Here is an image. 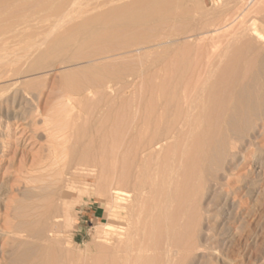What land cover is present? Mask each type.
<instances>
[{
    "label": "rangeland",
    "instance_id": "obj_1",
    "mask_svg": "<svg viewBox=\"0 0 264 264\" xmlns=\"http://www.w3.org/2000/svg\"><path fill=\"white\" fill-rule=\"evenodd\" d=\"M102 1L0 0V132L10 125L0 149V214L11 201L23 213L17 220L36 226L2 264L14 257L17 264H264V37L251 31L256 24L264 35V0H150L151 11L162 6L153 14L148 0ZM111 8L129 19L146 8L151 17L132 22L137 29L103 25ZM10 69L16 75L5 77ZM99 74L113 82L112 93L72 94L82 100L75 103L67 96L63 115L59 97L69 81L86 76L79 83L91 84L86 78ZM23 84L27 98L15 92ZM36 102L59 113L52 128L65 140L51 154L39 117L31 121ZM144 141L158 151L141 153ZM53 152L66 157L54 161ZM11 219L1 217L0 226Z\"/></svg>",
    "mask_w": 264,
    "mask_h": 264
},
{
    "label": "bare ground",
    "instance_id": "obj_2",
    "mask_svg": "<svg viewBox=\"0 0 264 264\" xmlns=\"http://www.w3.org/2000/svg\"><path fill=\"white\" fill-rule=\"evenodd\" d=\"M100 1H101V0H99V5L101 4ZM103 1H104V0H103ZM103 1H102V2H103ZM112 1H113V0H112ZM125 1H126V0H125ZM127 1H128V0H127ZM127 1H126V2H127ZM131 1H132V0H131ZM133 1L135 2V0H133ZM142 1H143V0H142ZM146 1H147V0H146ZM154 1H155V0H154ZM157 1H158V0H157ZM157 1H155V2H157ZM159 1H160V4H161V3H162L161 0H159ZM164 1H165V0H164ZM104 2H105V1H104ZM106 2H108V1H106ZM129 2H130V1H129ZM129 2H128V4H129ZM134 2H133V3H134ZM136 2H137V1H136ZM138 2H139V1H138ZM165 2H166V1H165ZM97 3H98V2H97ZM124 3H125V2H124ZM139 3H140V2H139ZM142 3H143V2H142ZM144 3H145V2H144ZM157 3H158V2H157ZM1 4H3V3H1ZM103 4H104V3H103ZM103 4H101V5H103ZM128 4H127V5H128ZM131 4H132V3H131ZM152 4H153V1L148 0L147 6H148V8L150 9V11H151V9H152L151 7L153 6ZM155 4H156V3H155ZM118 5H119L118 3H117V5L114 4V6H118ZM123 5H124V4H123ZM123 5H122V7H123ZM125 5H126V3H125ZM125 5H124V6H125ZM129 5H130V4H129ZM134 5H135V4H132V6H134ZM136 5H137V7H138L139 4H136ZM141 5H142V4H141ZM151 5H152V6H151ZM150 6H151V7H150ZM158 6H159L158 4L155 5V6L153 7V10H152V11L157 12V10H156V9L154 10V8L157 7V8L159 9V7H160V8L162 7V6H159V7H158ZM263 6H264V5H263ZM110 7H111V6H110ZM118 7H119V6H118ZM127 7H128V6H127ZM142 7H146V3H145L144 6H142ZM113 8H114V7H113ZM113 8H111V10H112ZM115 8H116V7H115ZM128 8H129V7H128ZM128 8H127V9H128ZM131 8H132V7H131ZM131 8H130V10L134 9L135 6H134V8H132V9H131ZM7 9H9V8H7ZM14 9H15V8H14ZM123 9H124V8H123ZM139 9H140V8H139ZM139 9H138V10H139ZM149 9H146V8L144 9V8H143V9H141V10H143V11L140 10L141 13H139L140 11L135 10V11H138L137 13H139L140 15H139V16H138V15H135V16H137V18L134 17V15H133V18H134V19H132L130 16H129V17H130L131 19H129V18L127 17V16H128L127 13H125L124 10H123V12H119V13L116 12L117 9H116L114 12H113L114 9H113L112 11H110L111 13H109V15H106V16L104 15V17H103L104 19H103L101 16H99V18H100V19H101V18L103 19V21H104V23H102L103 25H105V23H106V24H107V23H111V24H113V22H114V23H117V22H118V23H121V22H122V23H124V24H125V23H126V24H131L132 22L134 23V21H137V23H138V18L140 19V21L144 22L145 20L147 21V19H149V18L151 17V16H149V15L152 13V11H151V13H150V11H146V12H148V13H146V12L144 11V10H149ZM261 9H263V8H261ZM109 10H110V9H109ZM109 10H108V12H109ZM121 10H122L121 8H120V10L118 9V11H121ZM130 10H129V11H130ZM159 10H160V9H159ZM159 10H158V11H159ZM9 11H10L9 13L11 14V13H12L11 9H10ZM125 11H126V10H125ZM127 11H128V10H127ZM160 11H162V10H160ZM160 11H159V12H160ZM263 11H264V9H263ZM101 12H102V11H101ZM103 12H104V11H103ZM108 12H107V13H108ZM144 12H145V13H144ZM154 12H153V13H154ZM159 12H158V13H159ZM14 13H15V12H14ZM104 13H106V12H104ZM104 13H102V14H104ZM129 13L132 14V11H130ZM134 13H135V12H134ZM153 13H152V14H153ZM158 13H156V14H158ZM99 14H100V13H99ZM130 14H129V15H130ZM156 14H155V15H156ZM257 14H258V13H257ZM11 15H13V13H12ZM96 15H97V14H95V16H96ZM100 15H101V14H100ZM155 15H153V16L155 17ZM246 15H247V14H246ZM248 15H250V14H248ZM253 15H254V13H253ZM92 16H93V15H92ZM92 16H91L90 22H91L92 20H94L93 24L95 23V21H96V22L100 21V19H98L97 16H96V18L98 19V21H97L96 18H94V17H92ZM131 16H132V15H131ZM154 17H153V18H154ZM157 17H158V16H157ZM256 17H257V15H256ZM92 18H94V19H92ZM127 18H128L129 20H128ZM159 18H160V16H159ZM159 18H158V19H159ZM240 18H244V17L241 16ZM102 19H101V20H102ZM151 19H152V18H151ZM156 19H157V18H156ZM152 20H153V19H152ZM160 20H161V19H160ZM242 20H243V19H242ZM244 20H245V19H244ZM244 20H243V21H244ZM246 20H247V19H246ZM246 20H245V21H246ZM249 20H250V19H249ZM103 21H101V22H103ZM240 21H241V19H240ZM247 21H248V20H247ZM247 21H246V22H247ZM79 22H80V21H79ZM84 22H86V21H84ZM154 22H155V20H154ZM154 22H151V23H154ZM213 22H215V21L213 20L212 23H213ZM76 23H78V22H76ZM99 23H100V22H99ZM118 23H117V24H118ZM122 23H121V24H122ZM133 23H132V25H131L132 27L135 26V25L137 24V23H136L135 25H133ZM139 23H141V22H139ZM139 23H138V24H139ZM240 23H241V22H240ZM74 24H75V23H74ZM74 24H73V25H74ZM83 24H84V23H83ZM87 24H88V23H87ZM93 24H92V25H93ZM117 24H116V25H117ZM147 24H148V21H147ZM238 24H239V23H238ZM244 24H246V23H244ZM244 24H243V25H244ZM247 24H250V23L248 22ZM247 24H246V25H247ZM21 25H22V24H21ZM21 25H18V26L20 27ZM73 25L71 24V26H73ZM103 25H102V26H103ZM107 25H108V24H107ZM142 25H143V24H141V26H142ZM144 25H145V22H144ZM149 25H150V24H149ZM212 25H213V24H212ZM246 25H245V27H246ZM255 25H256V24H254V26H255ZM85 26H86V25H85ZM89 26H90V24H89ZM102 26H101V27H102ZM114 26H115V25H114ZM122 26H123V25H122ZM124 26H125V25H124ZM126 26H128V25H126ZM141 26H139V28H140ZM240 26H241V25H240ZM248 26H249V25H248ZM248 26H247V27H248ZM254 26H252V30H251V31H252V34L255 35V37H257V38H262V37H264V35L259 31L260 29L258 30V29H256V28H254ZM24 27H25V26H24ZM26 27H27V26H26ZM68 27L71 28L70 26H68ZM75 27H76V24H75L74 28H75ZM87 27H88V26H87ZM87 27H86V28H87ZM104 27H106V26H104ZM108 27H109V26H108ZM111 27H113V26H111ZM111 27H109V28H111ZM135 27H136V29H137V26H135ZM142 27H143V26H142ZM21 28H22V26H21ZM21 28H20V29H21ZM74 28H72V30H73ZM88 28H89V27H88ZM88 28H87V29H88ZM106 28H107V27H106ZM106 28H105V29H106ZM117 28H118V27H117ZM126 28H128V27H126ZM241 28H242V27H241ZM249 28H250V27H249ZM259 28H260V27H259ZM6 29H8V28H6ZM20 29H19V30H20ZM22 29H23V28H22ZM22 29H21V30H22ZM27 29H28V28H27ZM66 29H67V28H66ZM83 29H84V28H83ZM103 29H104V28H103ZM113 29H114V28H113ZM242 29H244V28H242ZM242 29H241V30H242ZM19 30H18V31H19ZM21 30H20V31H21ZM69 30H70V29H68V31H69ZM128 30L130 31V29H128ZM132 30H133V29H132ZM132 30H131V31H132ZM139 30H140V29H139ZM139 30H136V31H139ZM143 30H144V29L142 28V32H143ZM244 30H245V29H244ZM247 30H248V29H247ZM0 31H1V28H0ZM4 31H5V30H4ZM4 31H1V32H4ZM23 31H24V30H23ZM66 31H67V30H66ZM93 31H94V30H93ZM93 31H91V33H92ZM101 31H102V30H101ZM129 31H128V32H129ZM131 31H130V32H131ZM1 32H0V33H1ZM70 32H71V30H70ZM73 32H74V30H73ZM244 32H245V31H244ZM18 33H19V32H18ZM22 33H23V32H22ZM94 33H95V32H94ZM104 33H105V32L103 31V35H104ZM107 33L109 34V32H107ZM112 33H113V32H112ZM132 33H133V32H132ZM132 33L129 34V35H134V34H132ZM135 33H136V32H135ZM246 33H247V32H246ZM28 34H29V33H28ZM30 34H31V33H30ZM137 34H138V33H137ZM141 34H142V33H141ZM143 34L145 35V33H143ZM143 34H142V36H143ZM247 34H248V33H247ZM19 35H20V33H19ZM23 35H24V33H23ZM94 35H95V36H94ZM94 35H93V36H94V39L97 40L96 37L98 38L99 35H98V34H94ZM100 35H101V32H100ZM105 35H107V34H105ZM110 35H111V34H110ZM139 35H140V33L138 34V36H139ZM248 35H251V34H248ZM21 36H22V35H21ZM21 36H20V37H21ZM31 36H34V34H33V35L31 34ZM111 36H112V38H114L113 35H111ZM114 36L116 37V32H115ZM142 36H141V37H142ZM107 37H108V36H107ZM107 37H106V38H107ZM253 37H254V36H253ZM255 37H254V38H255ZM99 38H105V37H99ZM99 38H98V40H100ZM106 38H105V39H106ZM108 38H109V37H108ZM257 38H256V39H257ZM19 39H20V38H19ZM22 39H23V38H22ZM22 39H21V40H22ZM25 39H26V38H25ZM25 39H23V40H25ZM27 39H28V38H27ZM105 39H104V40H105ZM30 40H31V38H30ZM143 40H144V38H143ZM145 40H146V39H145ZM102 41H103V40H102ZM103 42H104V41H103ZM148 42H149V41H148ZM4 43H5V42H4ZM4 43H2V44H4ZM119 43H120V42H118V46L120 47V44H119ZM102 44H103V43H102ZM5 46H6V45H5ZM23 46H24V45H23ZM122 46H123V44H122ZM113 47H114V46H113ZM113 47H112V50H111V51H114L115 48L113 49ZM116 47H117V45H116ZM8 48H10V47L8 46ZM108 48H109V47H108ZM123 48H124V46H123ZM5 49H6V48H5ZM11 49H12V48H11ZM18 49H20V48H18ZM18 49H16V50H18ZM117 49H119V48H117ZM12 50L14 51V48H13ZM13 51H12V52H13ZM105 51H106V50H105ZM10 52H11V51H10ZM15 71H16V70L13 71L12 69H10V70L7 72V74L5 75V77H6V76L9 77V76H10V75H9L10 72L12 73V75H16V72H15ZM80 75H82V74H79V76H80ZM66 76H67V78H68V76H72V75H66ZM66 76H65V77H66ZM84 76H85V75H84ZM72 77H73V76H72ZM74 77H77V75L74 76ZM74 77H73V79H74ZM85 77H86V76H85ZM85 77L83 78V76H82V77H80V78L85 79ZM92 77H93V76H92ZM77 78H78V77H77ZM77 78H76V79H77ZM78 79H79V78H78ZM83 79H81V80L84 82ZM86 79H87V80H88V79H89V80H92V83L90 82L92 85L89 84V82L87 83L86 80H85V83H86V84L84 83L85 85H81V84L79 83L81 80H79V81L77 80L79 84H78L76 81H75V83H73L74 81L72 80L73 82L69 81L70 83H69V82H68V83H69L70 85H73V86H70V87H69V85H68L67 87H65V85L67 84V83H66L67 81H65L66 84H64L63 86H64L65 88H67V89H65L64 92H61V94H62V93H63V94H62V96L60 95V97H59V98H60V99H59V105H61V106L63 107V115H65V114L67 113V111H68L67 105L65 104V103H66L65 101L67 100V96H69V97H70V100L73 102L74 100H76V101L79 100V99L81 100V98L79 97V98H76V99H75V98L72 96V94H74V95L77 94L76 96H78L79 93L81 94V92H85V91H86L87 93H91V94H92V93H95V94L98 93V94H102V95H103V94H107V91H111L110 93H112L113 85H112L111 83H113V82H110V80H108V79H107L108 81H105V79H104V77H103L102 75L99 74V75H95L93 78H90V77H89V78H86ZM68 80H69V79H68ZM70 80H71V79H70ZM82 81H81V82H82ZM111 81H112V80H111ZM109 82H110V83H109ZM71 83H72V84H71ZM74 84H75V85H74ZM82 84H83V83H82ZM208 84H210V83H208ZM86 85H87V86H86ZM60 86H61V84H60ZM61 87H62V86H61ZM210 87H211V86H210ZM210 87H208V88H210ZM62 88H63V87H62ZM60 89H61V88H60ZM91 89H92L93 91H92ZM17 90L19 91V96L22 95V96L25 97V96H29V95H31V92H30L28 86H26V84H23V86H22L21 88H17L16 91H15L16 93H18ZM62 90H63V89H62ZM62 90H61V91H62ZM201 90L203 91V89H201ZM201 90L198 91V92H200V93H199L200 95H201V92H202ZM209 90H210V89H209ZM86 92H85V93H86ZM198 92H196V93H198ZM207 92H208V91H206V93H207ZM209 92H210V91H209ZM110 93H109L108 95H106V97L109 96ZM206 93H205V94H206ZM207 94H209V93H207ZM17 95H18V94H17ZM85 95H86V94H85ZM87 95L91 96L90 94H87ZM96 95H97V94H96ZM96 95H93V96L96 97ZM1 96H2V94H1ZM1 96H0V97H1ZM80 96H81V95H80ZM93 96H92V97H93ZM103 96H104V95H103ZM195 96L198 97L199 95H198V94H195ZM202 96H203V95H202ZM14 97H15V96H14ZM24 97H22L23 100H24ZM32 97H33V96H32ZM104 97H105V96H104ZM196 97H195V98H196ZM208 97H209V96H208ZM5 98H6V97H5ZM25 98H27V97H25ZM30 98H31V97H30ZM85 98H86V96H85ZM109 98H110V96H109ZM109 98H108V99H109ZM199 98H201V97L199 96ZM206 98H207V97H205V99H206ZM209 98H211V97H209ZM9 99H10V98H9ZM12 99H13V98H12ZM18 99H19V97H18ZM28 99H29V98H28ZM35 99H38V97L35 98ZM101 99H102V97H101ZM101 99H100V101H102ZM201 99H202V98H201ZM205 99H203V100H205ZM2 100H3V99H2ZM7 100H8V99H7ZM26 100H27V99H26ZM33 100H34V98L32 99V101H33ZM80 100H79V101H80ZM83 100H85V99H83ZM103 100H105V103H106V102H109V100H107L106 98H105V99L103 98ZM194 100H195V99H194ZM194 100H193V102H194ZM208 100H209V99H208ZM86 101H87V100H86ZM86 101H83V103L85 102V104H86V103L88 102V101H87V102H86ZM3 102H4V101H3ZM37 102H38V101H37ZM37 102H36V104H35V107H34L33 111H32V108L30 109V110L33 112V113H31V114H33V116H32V120H31V121H32L33 124H35V123H36L35 121L37 120L35 117H39V119H40V123L43 125V126L41 125L42 128L44 129L43 132L46 133V137L44 136V137H45V140H44V141H46V143L48 144V145H47V147H48L47 149L49 150V152H50V154H51V153H52V150H54L55 148H58V146H57V147H54V145L56 146V144H57L58 142H57L56 144H55L54 142H55L57 139H59L58 141H59V145H60V141H61V140H62V141L65 140L64 136H62L60 133L57 134V133H58V131H57L58 129H57V128L55 129V127H56L57 125H56L54 128H52V126L55 125L54 122L56 123V121L59 120V119H58V115H59V113H53V111H50V110L46 109V108H45L46 106H45V107H41V105H40L39 103L37 104ZM81 102H82V100H81ZM102 102H103V101H102ZM23 103L25 104L26 101H24ZM74 103H75V101H74ZM76 103H77V102H76ZM88 103H89V102H88ZM109 103H110V102H109ZM0 104H1V103H0ZM2 104H3V103H2ZM4 104H5V103H4ZM90 104H91V103H90ZM112 104H113V102H112ZM15 105H16V104H15ZM19 105H20V104H19ZM46 105H47V104H46ZM83 105H84V104H83ZM86 105H87V104H86ZM105 105H106V104H105ZM109 105H110V104H109ZM103 106H104V103H103ZM103 106H102V108H103ZM23 107H24V106H23ZM23 107H22V108H23ZM112 107H113V106H112ZM90 108H92V107H90ZM108 108H111V106L108 107ZM18 109H20V108H18ZM111 110H112V109H111ZM17 111H18V110H17ZM31 111H30V112H31ZM14 112H15V111H14ZM21 112H22V111H21ZM107 112H110V110H108ZM22 113H23V112H22ZM22 113H20V114H22ZM95 113H96V111H95ZM20 114H19V112H17V113L14 115V117H13V118H14V121L18 122L19 119H21V118H20ZM60 115H62V114H60ZM30 116H31V115H30ZM160 117H161V116H160ZM21 120H23V119H21ZM11 122H12V120H11ZM16 122H15V123H16ZM23 122H24V121H23ZM30 123H31V122H30ZM18 124H20V123L18 122ZM16 125H17V124H16ZM156 126H157V125H156ZM9 127H10L9 122H6V124H4V126H3L4 130H2V132H0V149H1L2 151H3L2 148L4 147V143H5V137L7 136V131L9 130ZM157 127H158V126H157ZM157 127H155V128H157ZM158 128H160V127H158ZM158 128H157V129H158ZM52 129H53V130H52ZM55 131H57V132H55ZM31 132H32V130H31ZM34 132H35V129L33 130L32 133L34 134ZM59 132H60V131H59ZM45 133H44V134H45ZM158 133H159V132H158V130H157L156 135H157ZM63 134H64V133H63ZM156 135H155V136H156ZM153 136H154V134H153ZM158 137H159V134H158ZM62 138H63L64 140H63ZM154 138H155V137H154ZM161 138L163 139L164 137L161 136ZM60 139H61V140H60ZM142 140H143V139H142ZM142 140H141V141H142ZM160 140H161V139H160ZM62 141H61V143H63ZM141 141H140V142H141ZM144 142H145V143H142V146H140L141 148H139V149H140L139 151H140L141 153H145V152L148 150L147 153H148V152H151L150 154H152L153 149L151 150L150 148L153 147V145H154V141H148V142H147V141H144ZM155 142H156V140H155ZM161 142H163V141H161ZM53 143H54V145H53ZM135 143H136V142H135ZM140 144H141V143H140ZM140 144H139V145H140ZM158 144H159V143H158ZM158 144H157V146H158ZM161 144H162V143H160V145H161ZM199 144H200V143H199ZM42 145H43V144H42ZM44 146H45V145H44ZM134 146H135V145H134ZM154 146H156V145H154ZM158 147H159V146H158ZM195 147H196V146L194 145V148H195ZM45 148H46V147H45ZM53 148H54V149H53ZM137 148H138V143H137ZM153 148H154V147H153ZM47 149H46V150H47ZM154 149H155V148H154ZM156 149H157V148H156ZM156 149H155V150H156ZM159 149H160V148H159ZM135 150L138 151V149H135ZM155 150H154V152H155ZM56 151H57V150H56ZM85 151H87V150H85ZM139 151H138V152H139ZM157 151H158V149H157ZM0 152H1V151H0ZM135 152H136V151H135ZM140 152H139V153H140ZM179 152H180V151H179ZM46 153H47V152H46ZM53 153H55V156L53 157V158H54V161H55V159L58 158L59 156L56 154V152H53ZM48 154H49V153H47V154L45 155V158L48 156ZM50 154H49V155H50ZM85 154H86V153H85ZM53 155H54V154H53ZM56 155H57L58 157H56ZM67 155H68V154H67ZM76 155H77V154H76ZM141 155H142V154H141ZM148 155H149V154H148ZM177 155H180V154L178 153ZM61 156H63V155H61ZM61 156H60V157H61ZM77 156H78V155H77ZM81 156H82V155H81ZM81 156H80V158H81ZM86 156H87V155H86ZM86 156H85V157H86ZM88 156H89V155H88ZM134 156H135V155H134ZM136 156H137V155H136ZM143 156H144V157H143ZM143 156L140 157V158H141V163H140V162H139V163H140L141 165H142V161H144L143 158H145V155H143ZM48 157H49V156H48ZM48 157L46 158V160L48 159L47 161H51V156H50L49 158H48ZM60 157H59V158H60ZM65 157H66V156H64V157H62V158L64 159ZM73 157H74V156H73ZM75 157H76V156H75ZM75 157H74V158H75ZM179 157H180V156H179ZM179 157H178V158H179ZM53 158H52V159H53ZM59 158H58V159H59ZM62 158H60V159L62 160ZM135 158H136V157H135ZM135 158H134V160H135ZM176 158H177V156H176ZM178 158H177V159H178ZM43 159H44V158H43ZM43 159H42V161H43ZM60 159H59V161H61ZM76 159H77V158H76ZM76 159H75V160H76ZM87 159H88V158H87ZM46 160H44L45 163H44V161H43L42 163H43V165H45V167H46L47 169H49V168H48V167H50L49 164H52V165H53V163H51L52 161H51L50 163H48V162H46ZM56 160H57V159H56ZM77 160H78V159H77ZM85 160H86V158H85ZM172 160H173V159H172ZM179 160H180V159H179ZM39 161H40V160H39ZM70 161H71V160H70ZM70 161H69V162H70ZM73 161H74V160H73ZM82 161H83V160H82ZM82 161H81V162H82ZM138 161H140V160H138ZM145 161H147V165H148V163H149L148 161H149V160H145ZM56 162H58V161H56ZM161 162H164V161H161ZM161 162H160V164H161ZM165 162L167 163V160H166ZM173 162H174V161H171V162H168V163H169V165H170V164L173 163ZM175 162H176V159H175ZM175 162H174V163H175ZM34 163H35V162H34ZM54 163H55V162H54ZM65 163H66V162H65ZM70 163H72V162H70ZM73 163H74V162H73ZM76 163H77V162H76ZM78 163H80V161H79ZM125 163H126V162H125ZM128 163H129V162H128ZM131 163H132V162H131ZM131 163H129V164H131ZM47 164H48L49 166H48ZM123 164H124V163H123ZM123 164H122V165H123ZM162 164H163V163H162ZM162 164H161V165H162ZM32 165H33V164H32ZM39 165H41V163H40ZM39 165H37V166H39ZM46 165H47L48 167H47ZM52 165H51V166H52ZM69 165H70V164H69ZM72 165H73V164H72ZM75 165H76V164H75ZM131 165H132V164H131ZM131 165H130V167H131ZM133 165H136V163L133 164ZM149 165H150V164H149ZM149 165H148V166H149ZM172 165H173V164H172ZM176 165H177L176 163H175V167H174V165H173V169L175 168V170H177V169H176V167H177ZM145 166H146V165H145ZM159 166H160V165H159ZM180 166H181V165H180ZM45 167L42 166V168H44L43 170L46 169ZM82 167H83V166H82ZM84 167H85V166H84ZM125 167H126V164H125ZM127 167H128V164H127ZM134 167H136V166H134ZM139 167H140V166H139ZM34 168H35V167H34ZM63 168H64V167H63ZM72 168H73V167H72ZM119 168H121V167H119ZM132 168H133V167H132ZM170 168H171V167H170ZM170 168H169V169H170ZM31 169H32V168H31ZM64 169H68V168H64ZM123 169H125V168H123ZM135 169H136V168H135ZM143 169H145V168H143ZM146 169H147V166H146ZM159 169H161V168H159ZM169 169H168V170H169ZM70 170H71V169H70ZM76 170H77V169H76ZM80 170H81V169H80ZM86 170H87V169H86ZM86 170H85V171H86ZM120 170H121V169H120ZM150 170H152V169H150ZM165 170H166V169H165ZM180 170H182V169H180ZM45 171H46V170H45ZM82 171H83V170H82ZM124 171H125V170H124ZM152 171H153V170H152ZM157 171H158V170H157ZM163 171H164V170H163ZM166 171H167V170H166ZM187 171H188V169H187L185 172H187ZM191 171H192V170H191ZM191 171H190V172H191ZM47 172H49V170H48ZM69 172H70V171H69ZM75 172H76V171H75ZM77 172H78V171H77ZM122 172H123V171H122ZM122 172H120V173H122ZM144 172H145V171H144ZM158 172H159V171H158ZM158 172H157V173H158ZM160 172H162V171H160ZM172 172H173V171H172ZM174 172H175V171H174ZM180 172H181V171H180ZM125 173H126V172H125ZM129 173H130V171H129ZM140 173H141V172H140ZM140 173H139V175H140ZM146 173H147V172H146ZM149 173H150V172H149ZM165 173H166V172H165ZM167 173H168V172H167ZM175 173H176V172H175ZM177 173H179V170L177 171ZM191 173H192V172H191ZM191 173H190V175H191ZM195 173H196V172H195ZM48 174H49V173H48ZM48 174H47V175H48ZM85 174H86V173H85ZM144 174H145V173H144ZM158 174H159V173H158ZM179 174H181V173H179ZM185 174H186V173H185ZM47 175H46V176H47ZM57 175H58V173H57ZM74 175H75V174H74ZM121 175H122V174H121ZM121 175H120V177H121L120 180H122V178L124 177V176H121ZM124 175H125V174H124ZM142 175H143V174H142ZM159 175H160V174H159ZM173 175H175V174L173 173ZM173 175H172V176H173ZM183 175H184V174H183ZM183 175H182V176H183ZM188 175H189V174H188ZM195 175H196V174H195ZM195 175H194V176H195ZM46 176H44V179H43V178H42V179L45 180V177H46ZM49 176H50V174H49ZM58 176H59V175H58ZM129 176H130V175H129ZM144 176H145V175H144ZM163 176H164V175H163ZM184 176H186V175H184ZM191 176H193V175H191ZM26 177H27V176H26ZM26 177H24V178H26ZM47 177H48V176H47ZM51 177H52V176H51ZM51 177H50V178H51ZM59 177H60V176H59ZM160 177H161V176H160ZM178 177H179V175H178ZM187 177H188V176H187ZM189 177H190V176H189ZM189 177H188V178H189ZM125 178H126V177H125ZM136 178H137V177H136ZM138 178H139V177H138ZM140 178H141V177H140ZM145 178H146V176H145ZM158 178H159V177H158ZM173 178H174V176H173ZM28 179H30L31 181L28 180ZM28 179L25 180V182H26L27 180L29 181V182L27 181V184L32 182V179H31V178L28 177ZM42 179H41V180H42ZM46 179H47V178H46ZM51 179H52V178H51ZM142 179H143V178H142ZM179 179H180V177H179ZM179 179L177 178V180H179ZM186 179H187V178H186ZM186 179H185V180H186ZM190 179H191V178H190ZM194 179H195V177H194ZM194 179H191V180L194 181ZM33 180L36 181V180H38V179H36V177H34ZM43 180H42V181H43ZM56 180H57V179H56ZM120 180H119V181H120ZM123 180H124V178H123ZM158 180H159V179H158ZM180 180H181V181L184 180V177H183V179H180ZM180 180H179V181H180ZM191 180H190V181H191ZM145 181H146V180H145ZM145 181H143V182H145ZM166 181H167V180H166ZM186 181H187V180H186ZM58 182H59V181H58ZM60 182H62V181H60ZM147 182H148V181H147ZM147 182H146V183H147ZM160 182H161V181L159 180V183H160ZM34 183H35V182H34ZM140 183H142V182H140ZM146 183H145V184H146ZM159 183H158V184H159ZM169 183H170V181H169ZM174 183H175V185H176V183H178V182H174ZM25 184H26V183H25ZM165 184H166V182H165ZM178 184H181V183H178ZM178 184H177V185H178ZM147 185H148V184H147ZM160 186H161V184H160ZM168 186H169V185H168ZM176 187H177V186H176ZM10 188H11V187H10ZM12 188H13V187H12ZM12 188H11V189H12ZM35 188H36V187H35ZM139 188H140V187H139ZM146 188H147V187H146ZM177 188H178V187H177ZM177 188H176V189H177ZM145 191H146V190H145ZM169 191H170V190H169ZM160 192H161V191H160ZM163 192H164V189H163ZM113 193H116V192H115V191H112V195H114ZM166 193H167V192H166ZM172 194L174 195V193H172ZM63 195L65 196L66 194L63 193ZM116 195H117V194H115L114 197H118V196H116ZM163 195H165V194H163ZM167 195H169V193H167ZM170 195H171V194H170ZM173 195H171V198H172ZM62 198H63V197H62ZM166 198H169V197H166ZM173 198H174V197H173ZM156 199H157V197H156ZM164 199H165V198H164ZM11 200H14V199H11ZM167 200H169V199H167ZM14 201H15V200H14ZM14 201H13V202H14ZM160 201H161V198H160ZM160 201H159V202H160ZM10 203H11V201H10ZM10 203L7 204V205H5V207H4V208H5V209H4L5 212H3V213L0 214V218H1V217H3V218L6 217V218H7V217H9V215H10V217H12L13 220H14V221H13V220L11 219L12 221H6L4 224H2V225L0 226V239H4V238H5V241L2 243V245H1V249H0V250H1V252H0V264L5 263V261L7 262V259H9L8 256H9V255L11 256V255H12V254H11L12 252H13V256H14V255L16 256L17 253L14 252V249L17 248V247L20 246V245H22V247H23L24 240L26 241V239L28 240V238H29V239H32V238H31V237H32V231H34V230H33V226H35L34 222H33V224H34V225H33L32 222H31L30 220H26V219H25L26 221L17 220L19 217L21 218V216L23 215V213H22V215H21V214H20L21 212H20V213L17 212V210L20 209V208L18 209V205H17V206H16L15 204H14V205H10ZM14 203H15V202H14ZM17 203H18V202H17ZM17 203H16V204H17ZM64 203H65V201H64ZM30 204H31V203H30ZM67 204H68V203H67ZM20 205H22V204H20ZM31 205H32V204H31ZM54 205H55V204H54ZM57 205L59 206V204H57ZM27 206H28V205H27ZM32 206H33V205H32ZM32 206L29 205V206L27 207V210H28L30 207L32 208V210H35V209H36V208H33ZM34 206H35V205H34ZM55 206H56V205H55ZM55 206H54V208H55ZM67 206H68V205H67ZM67 206H66V207H67ZM158 206H160V205H158ZM35 207H36V206H35ZM50 207H52V206H50ZM50 207H49V208H50ZM63 207H64V206H63ZM68 207H69V206H68ZM31 208H30V209H31ZM157 208H159V207H157ZM30 209H29V211H31ZM23 210H24V208H23L21 211H23ZM62 210H63V209H62ZM69 210H70V209H69ZM156 210H157V209H156ZM29 211H28V212H29ZM49 211H50V210H49ZM67 211H68V210H67ZM67 211H66V212H67ZM160 211H161V210H160ZM23 212H24V211H23ZM25 212H26V209H25ZM31 212H32V211H31ZM63 212H64V211H63ZM66 212H65V213H66ZM155 212H156V211H155ZM52 213H53V212H52ZM52 213H51V214H52ZM161 213H162V212H161ZM163 213H164V212H163ZM31 214H32V213H31ZM33 214H34V213H33ZM33 214H32V215H33ZM53 214H54V213H53ZM67 214H68V213H67ZM156 214H157V213H156ZM25 215H27V216H25V218H26V217H28V215L30 216V213H28V214L25 213ZM32 215H31V217H32ZM49 215H50V214H49ZM157 215H158V214H157ZM157 215H156V216H157ZM47 216H48V215H47ZM47 216H46V217H47ZM52 216H53V215H52ZM154 216H155V215H154ZM162 216H163V215H162ZM23 217H24V216H23ZM48 217H49V216H48ZM157 218H158V217H157ZM162 218H163V217H162ZM164 218H165V217H164ZM15 219H16V221H15ZM22 219H23V218H22ZM159 219H160V218H159ZM33 220H34V219H33ZM33 220H32V221H33ZM160 220H161V219H160ZM161 221L163 222V220H161ZM157 223H158V222H157ZM157 223H155V225H156ZM128 225H129V224H128ZM35 227H36V226H35ZM159 227H160V225H159ZM155 229H156V228H155ZM158 229H159V228H158ZM40 230H41V229H40ZM42 230H43V229H42ZM42 230L39 231V232H41V233L44 232V233H45L46 230L43 231V232H42ZM152 230H154V228H153ZM149 231H150V230H149ZM36 232H37V230H36ZM151 232H152V231H151ZM157 232H158V230H157ZM33 233H34V232H33ZM41 233H40V234H41ZM159 233H160V232H159ZM45 234H46V233H45ZM144 234H146V233L144 232ZM148 234H149V233H148ZM148 234H147V237H148ZM153 234H154V233H153ZM155 234H156V233H155ZM35 235H36V234H35ZM35 235H34V237H36ZM37 235H38V234H37ZM41 235H42V234H41ZM41 235H39V237H40ZM138 235H139V233H138ZM157 235H158V234H157ZM157 235H156V236H157ZM46 236H47V235H46ZM130 237H132V238H130V239H133V236H130ZM153 237H154V236H153ZM36 238H37V237H36ZM41 238H42V237H41ZM134 238H135V237H134ZM135 239H136V238H135ZM145 239H146V238H145ZM133 240H134V239H133ZM133 240H132V241H133ZM1 242H2V241H1ZM28 242H29V241H28ZM22 243H23V244H22ZM126 243H127V242H126ZM126 243H124V245H126ZM128 243H129V246L127 245V246H128V249H130V248H131V249H134V247H133L134 245H133L131 242H129V238H128ZM130 243H131V244H130ZM135 243H137V242H135ZM30 244H32V243H30ZM130 245H132V246H130ZM135 245H137V244H135ZM141 245H142V244H141ZM6 246H8L9 251H8V249H6ZM24 246H25V244H24ZM144 246H145V245H144ZM144 246H143V247H144ZM132 247H133V248H132ZM137 247H138V246H137ZM23 248H25V247H23ZM125 248H126V247H125ZM19 249H21V248H19ZM28 249H29V248H28ZM30 249H31V248H30ZM15 250H16V249H15ZM17 250H18V249H17ZM21 250H22V249H21ZM23 250H24V249H23ZM23 250H22V251H23ZM31 250H32V249H31ZM135 250H136V249H135ZM139 250H140V249H139ZM174 250H175V249H174ZM25 251H26V250H25ZM32 251H33V250H32ZM130 251H131V250H130ZM133 251H134V250H133ZM177 251H178V250H177ZM26 252H28V251H26ZM131 252H132V251H131ZM9 253H10V254H9ZM14 253H15V254H14ZM21 253H23V252H21ZM24 253H25V252H24ZM32 253H33V252H32ZM141 253H142V252H141ZM178 253H179V252H178ZM178 253H177V254H178ZM8 254H9V255H8ZM33 254H34V253H33ZM138 254H139V253H138ZM31 255H32V254H31ZM20 256L22 257V255H20ZM32 256H33V255H32ZM44 256H45V255H44ZM23 257H24V256H23ZM46 257H47V255H46ZM132 257H133V255H132ZM14 258H15L16 260L18 259V257H14ZM19 258H20V257H19ZM49 258H51V257H49ZM128 258H129V256H128ZM130 258H131V257H130ZM134 258H135V257H134ZM11 259H12V258H11ZM15 259H12V260H11L10 262H8V263H9V264H17ZM33 259H34V258H33ZM47 259H48V258H47ZM55 259H56V258H55ZM132 259H133V258H132ZM21 260H22V258H21ZM27 260H28V259H27ZM29 260H30V258H29ZM29 260H28V261H29ZM34 260H35V259H34ZM50 260H51V259H50ZM130 260H131V259H130ZM130 260H129V261H130ZM140 260H141V259H140ZM19 261H20V260H19ZM22 261H24V260H22ZM25 261H26V260H25ZM25 261H24V263H26ZM28 261H27V262H28ZM46 261H47V260H46ZM46 261H45V262H46ZM53 261H54V258H53ZM53 261H52V262H53ZM126 261H127V260H126ZM32 262H33V261H32ZM34 262H35V261H34ZM45 262H44V264H45ZM52 262H51V263H52ZM54 262H56V261H54ZM130 262H131V261H130ZM132 262H133V261H132ZM30 263H31V262H30ZM30 263H29V264H30ZM42 263H43V262H42ZM47 263H48V262H47ZM128 263H129V262H128ZM20 264H23V263L20 262ZM27 264H28V263H27ZM54 264H56V263H54Z\"/></svg>",
    "mask_w": 264,
    "mask_h": 264
}]
</instances>
